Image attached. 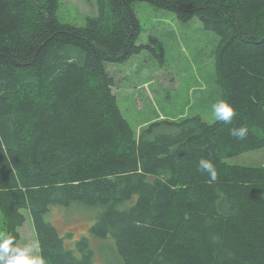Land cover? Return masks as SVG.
Wrapping results in <instances>:
<instances>
[{
	"label": "trees",
	"instance_id": "1",
	"mask_svg": "<svg viewBox=\"0 0 264 264\" xmlns=\"http://www.w3.org/2000/svg\"><path fill=\"white\" fill-rule=\"evenodd\" d=\"M146 1L214 31L230 122L160 119L138 135L107 63L144 47L133 4ZM81 26L58 0H0V212L17 246L28 210L45 264H93L44 219L52 206L97 207L91 233L122 264H264V164L227 158L264 146V0H95ZM247 128L244 139L232 129ZM210 160L217 180L199 169Z\"/></svg>",
	"mask_w": 264,
	"mask_h": 264
},
{
	"label": "rangeland",
	"instance_id": "2",
	"mask_svg": "<svg viewBox=\"0 0 264 264\" xmlns=\"http://www.w3.org/2000/svg\"><path fill=\"white\" fill-rule=\"evenodd\" d=\"M95 0H58L59 20L83 25L85 17L96 13ZM141 31L136 43L147 45L128 58L106 64L114 78L112 91L122 115L134 135L150 122L160 119L180 120L194 114L207 122L215 119L213 105L223 100L217 83L216 50L219 36L205 28L202 20L193 17L179 20L168 10L146 1L133 4ZM231 164H264V146L233 155ZM24 224L19 228L23 247L36 241L31 216L23 210ZM99 213L97 207L80 203L52 206L44 219L56 227L65 248L81 256L77 241L86 237L92 251L93 264H122L112 237L98 238L90 227ZM0 234H5L0 212Z\"/></svg>",
	"mask_w": 264,
	"mask_h": 264
},
{
	"label": "clouds",
	"instance_id": "3",
	"mask_svg": "<svg viewBox=\"0 0 264 264\" xmlns=\"http://www.w3.org/2000/svg\"><path fill=\"white\" fill-rule=\"evenodd\" d=\"M214 117L218 121L230 122L234 116L233 108L221 100L213 105ZM247 128L240 127L232 129V135L244 139L247 135ZM207 172L210 181L217 180V171L214 164L208 159H200L199 169ZM39 241L23 247L16 246L14 237L11 234H0V264H45L44 257L39 253Z\"/></svg>",
	"mask_w": 264,
	"mask_h": 264
}]
</instances>
